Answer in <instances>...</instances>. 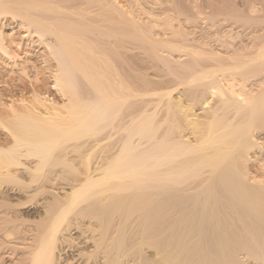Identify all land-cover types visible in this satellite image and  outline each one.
I'll use <instances>...</instances> for the list:
<instances>
[{
  "label": "bare ground",
  "instance_id": "bare-ground-1",
  "mask_svg": "<svg viewBox=\"0 0 264 264\" xmlns=\"http://www.w3.org/2000/svg\"><path fill=\"white\" fill-rule=\"evenodd\" d=\"M121 1L0 0V54L11 58L12 22L18 49L43 48L57 94L9 91L0 232L13 246L2 256L264 264V38L224 54L212 34L180 31L208 4ZM254 5L240 6L243 18Z\"/></svg>",
  "mask_w": 264,
  "mask_h": 264
},
{
  "label": "rangeland",
  "instance_id": "rangeland-1",
  "mask_svg": "<svg viewBox=\"0 0 264 264\" xmlns=\"http://www.w3.org/2000/svg\"><path fill=\"white\" fill-rule=\"evenodd\" d=\"M119 1L122 2L121 0H119ZM177 1H178L179 5H181L182 3L185 5L188 4V6L190 5L191 9H193L192 7L194 6L193 10L198 9V8L200 9L201 4H204L203 7H205V8H206L207 4L209 5V6H207L205 11L201 9L203 11V14L205 13L204 15L207 14L206 16H204L203 14H201L202 16H200L199 14H195V16L193 15L194 17L190 18V20L192 19L193 21L192 20L186 21L187 23H185V25L183 26V29H180V31H181V33H183V31L185 30L186 34L188 33L190 35H197L198 33L200 34L201 31L206 32V34H210V35L212 34L210 36V37H212L210 45H212V47H214V46L218 47L219 46L220 51L224 54H228L230 49H232L234 46H236L235 45L236 42H237V44H240V45L244 44V45H246V47L252 46L250 48L247 47L248 49H254L255 46H257V44L259 43V41L264 38V6H262L264 3H262V2L260 4V3H255V2L251 3L250 0H243V1L242 0H227V1H225V0H195L196 2H194L192 4V2H193L192 0H188L189 2L187 0H177ZM186 1L188 3H186ZM190 1H192V2H190ZM211 1H213V2H211ZM246 1H248V3H243ZM255 1H258V0H255ZM176 2H175V4H176ZM171 3H173V4H171ZM240 3H241V5H240ZM175 4H174L173 0H171L170 5L172 6ZM253 4H255L254 7H256V8H254L253 11L249 12L250 14L251 13L252 14L251 15L246 14V15H248V17L243 18L244 16H243V12L241 10L242 7H240V6H243L244 8H246V6L247 7L253 6ZM212 7H214L215 9H213ZM235 7H237V8H235ZM238 8H239V10H237ZM208 9H209V11H208ZM210 10L212 12H210ZM235 11H236V13H235ZM237 11H239L238 13H241L242 15L238 14ZM195 12H196V10H195ZM250 16H251V19H249ZM199 17H201V19H199ZM205 17H207V18H205ZM220 22H222V23H220ZM189 24L192 26H190ZM194 24H196V26ZM191 27H193V28H191ZM194 27H195V29H194ZM10 28H12V31L9 30ZM215 30H219V34H218L219 38H218V35H215L216 34L214 32ZM3 31H4L5 38L6 39L10 38L7 41H8V43L10 42L9 48H10V52H11L10 53L11 58L3 57L0 54V110H2V111H0V113H1L0 114V143L1 144H2V142H4V140H6V138H8V133H9L8 129L12 130L15 127V125H13L14 123L12 124V122H14V121H12V119H10L3 112L4 109H6L4 107H8L9 103L12 100L9 96L10 93L15 94V97L19 96L20 94H23V95H25L26 98L31 99L32 98L31 94H29V92L27 93L26 90H23V89H27V90L30 89L31 90L33 88V86L35 85L38 87V89L40 88L41 97L46 96V98H52L53 97L54 99H56L55 95H57L53 90V87H52L53 80H52V77L50 76L49 71L46 70L44 68V66L42 68L43 64L41 63L40 57L42 55H44L43 48L32 43V45H30V46L27 44L24 46L23 49H20V48L18 49L16 47V42L19 40L21 32L19 29H17V27H15V24L12 22L11 23L8 22V23L4 24ZM185 32H184V34H185ZM193 32H195V33H193ZM247 34L249 36H245ZM220 36L222 39L220 38ZM225 41H227V42H225ZM248 41H250V42H248ZM23 69L25 71H28V73H29L28 75H30V77L27 78L26 75H24V73L22 72ZM253 71H251V73L249 72V74L250 75H252V74L256 75L257 72L254 73ZM259 74H260L259 75L260 77L258 76V78H262V76L264 75V71H261V73H259ZM246 75H248V73H246V74H242V73L241 74H235V77H237V79L242 80L243 76H246ZM250 75H248V76H250ZM227 76H228V78L230 77L229 75H227ZM251 78L252 77H249V78H247V80H249ZM258 78H257V80H258ZM256 84H257L256 80H252V81H250L249 87L254 88V87H256ZM10 90H11V92L9 93ZM6 104H7V106H5ZM18 110L19 109H17V111ZM22 111L23 110H20L19 113H21ZM67 174H68V176L70 175L69 173H67ZM66 177H67L66 174H64V178H66ZM23 199L24 198H22L21 201L25 200V199L24 200ZM28 210L34 212L36 210V204H34L32 202V204L28 207ZM27 224H30V223L28 222ZM1 226L2 225H1V221H0V229H1ZM2 233H4V232H0V234H1L0 240H2V242H3V245H2L1 244L2 242L0 241V245H1L0 246V258L2 255L6 254L5 252L8 251L10 246H13V244L11 243V239H12L11 237H13V235L12 234L10 235L6 232L4 234H2ZM12 241H13V239H12ZM1 259L4 261H5V259H7V261L10 260V264H13V262H14V264H18L17 261H15L14 259L11 260V258L8 259V258L2 256Z\"/></svg>",
  "mask_w": 264,
  "mask_h": 264
}]
</instances>
